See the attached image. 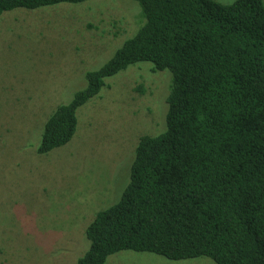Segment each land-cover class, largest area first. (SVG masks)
I'll list each match as a JSON object with an SVG mask.
<instances>
[{
    "label": "trees",
    "instance_id": "16d2710c",
    "mask_svg": "<svg viewBox=\"0 0 264 264\" xmlns=\"http://www.w3.org/2000/svg\"><path fill=\"white\" fill-rule=\"evenodd\" d=\"M83 1L0 0V15ZM135 1L142 25L52 110L37 147L66 144L77 108L107 77L140 62L170 71L165 129L139 137L129 181L85 227L76 264H106L121 250L264 264V0Z\"/></svg>",
    "mask_w": 264,
    "mask_h": 264
},
{
    "label": "rangeland",
    "instance_id": "374dc122",
    "mask_svg": "<svg viewBox=\"0 0 264 264\" xmlns=\"http://www.w3.org/2000/svg\"><path fill=\"white\" fill-rule=\"evenodd\" d=\"M143 22L135 0L0 15V264H76L89 246L85 227L129 181L139 137L165 129L171 73L140 62L107 77L98 97L77 108L66 144L37 152L52 110L83 89L86 73L105 65ZM106 264L215 262L121 250Z\"/></svg>",
    "mask_w": 264,
    "mask_h": 264
}]
</instances>
